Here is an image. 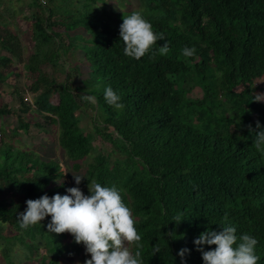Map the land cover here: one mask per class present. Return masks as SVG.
Listing matches in <instances>:
<instances>
[{
	"label": "trees",
	"instance_id": "16d2710c",
	"mask_svg": "<svg viewBox=\"0 0 264 264\" xmlns=\"http://www.w3.org/2000/svg\"><path fill=\"white\" fill-rule=\"evenodd\" d=\"M137 1L114 16L107 0H0V264L91 255L70 231L48 230L52 214L26 228L18 217L28 198L75 186V172L86 194L94 181L122 189L141 234L126 244L142 246L143 264H183L185 246L188 264H204L195 238L226 223L258 237L264 264V154L254 143L264 123V101L255 100L262 85H254L264 77V0ZM134 10L164 33L139 59L123 52L120 36ZM185 45L195 54L184 55ZM12 75L17 111L4 99ZM108 84L120 107L105 100ZM80 97L93 109L90 131L80 126ZM32 123L47 135L41 151L16 144Z\"/></svg>",
	"mask_w": 264,
	"mask_h": 264
},
{
	"label": "clouds",
	"instance_id": "9594fccd",
	"mask_svg": "<svg viewBox=\"0 0 264 264\" xmlns=\"http://www.w3.org/2000/svg\"><path fill=\"white\" fill-rule=\"evenodd\" d=\"M120 29L123 52L136 59L147 53L157 40L164 38V33L156 31L141 10L124 14ZM159 51L167 53V41ZM183 53L194 55L195 47L185 45ZM104 97L108 104L120 107V93L111 84L105 86ZM83 98L96 102L91 91L85 92ZM255 100L264 101V93H256ZM257 125L254 143L264 154V123L258 121ZM60 167H63L62 163ZM74 178L76 185L68 186L63 194L49 195L45 192L37 198H28L27 208L18 215L21 227L34 225L52 214L48 230L57 233L68 230L74 234L76 242H83L86 252L91 253L84 264H143L142 246L138 245L133 251L126 244L139 242L141 234L132 208L123 199L122 189L94 181L90 182V193L86 194L79 186L84 175L75 172ZM58 180L63 184L64 180ZM183 218L177 215L174 220L179 222ZM195 243L202 249L204 264H257L260 259L257 254L258 237L249 232L238 235L236 225L231 223L223 224L221 230L209 228L202 231L195 238ZM205 244L217 246L205 249ZM190 251L187 246L179 250L183 264H188L185 254Z\"/></svg>",
	"mask_w": 264,
	"mask_h": 264
},
{
	"label": "rangeland",
	"instance_id": "374dc122",
	"mask_svg": "<svg viewBox=\"0 0 264 264\" xmlns=\"http://www.w3.org/2000/svg\"><path fill=\"white\" fill-rule=\"evenodd\" d=\"M15 1V5L17 7H24L27 4L28 0H14ZM124 1V3L121 2V0H107V3L112 7H108V12L110 14H113L114 16H116V14H118L120 11L125 10V9H130V8H135V7H140L139 2L137 0H122ZM20 23H22V25L24 26V22L23 20H20ZM22 39L24 40V44L26 46L29 45V41H28V35L24 34ZM46 69L52 70L53 73L52 75L56 76L59 80L64 78V74L62 72H60L57 68V66H46ZM14 81H15V77H13V75L8 79L7 82H5L4 84V88H5V94H4V99L5 101L9 104V106L12 107L13 111H17L18 107H19V99L18 96L15 94L14 92ZM18 82L22 83V78H19L17 80ZM258 81H263V79H259ZM258 83V82H257ZM23 86V85H22ZM256 87V85H255ZM260 88V89H259ZM259 91L255 90L256 93H264V82L262 84V87H259ZM25 97L27 99H29L30 101H33V96L30 92H24ZM53 101H56L57 98L56 96H54ZM79 101L81 103V109L78 111V114L81 118L80 121V126L86 130V131H90L92 130V115H93V109L91 107H88L85 103L84 100L80 97ZM33 115V113H32ZM34 115L35 112H34ZM37 118H39V120L41 121V123L43 125H47V121L45 120V117L42 115H37ZM46 132L45 130H41L35 123H32L29 132L27 133H22L20 140L16 141V144L20 147L23 148H33L36 151H41L43 150V146L41 144V140L46 137ZM102 148L107 150L109 149V145L107 144H101ZM63 170L66 171V167L63 165ZM68 181H71V179L68 177L67 178ZM69 258V257H67ZM69 264V263H67ZM73 264H84V263H80L78 261H75Z\"/></svg>",
	"mask_w": 264,
	"mask_h": 264
},
{
	"label": "built area",
	"instance_id": "2783aa9c",
	"mask_svg": "<svg viewBox=\"0 0 264 264\" xmlns=\"http://www.w3.org/2000/svg\"><path fill=\"white\" fill-rule=\"evenodd\" d=\"M259 79H263V81H258ZM259 79H257V80L255 81L254 85L259 86V85H262V84H263V82H264V77H261V78H259ZM257 82H258V83H257Z\"/></svg>",
	"mask_w": 264,
	"mask_h": 264
}]
</instances>
